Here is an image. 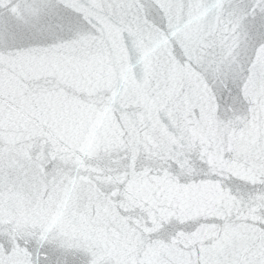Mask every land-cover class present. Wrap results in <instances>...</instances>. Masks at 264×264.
Listing matches in <instances>:
<instances>
[{
	"label": "snow or ice",
	"instance_id": "6c2138e0",
	"mask_svg": "<svg viewBox=\"0 0 264 264\" xmlns=\"http://www.w3.org/2000/svg\"><path fill=\"white\" fill-rule=\"evenodd\" d=\"M0 264H264V0H0Z\"/></svg>",
	"mask_w": 264,
	"mask_h": 264
}]
</instances>
